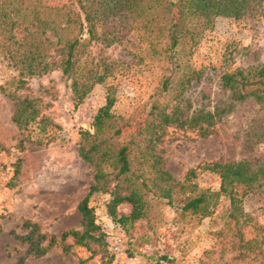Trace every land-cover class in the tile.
Here are the masks:
<instances>
[{
  "label": "trees",
  "instance_id": "16d2710c",
  "mask_svg": "<svg viewBox=\"0 0 264 264\" xmlns=\"http://www.w3.org/2000/svg\"><path fill=\"white\" fill-rule=\"evenodd\" d=\"M263 2L66 0L60 7H51L43 0H0V57L19 72L17 89L26 88L30 78L60 69L72 81L74 105L80 107L93 89L105 84L115 72V64L107 58L91 55L94 43L115 38L109 32L102 34L113 19L135 31L163 67L156 92L130 116L114 111L117 99L109 88L107 102L94 117L92 130L81 132L79 156L93 173L89 192L77 206L81 229L57 237L43 232L39 223L27 220L22 224L27 233L20 240L28 247V255L43 258L60 244L63 252L70 254L73 245L67 241L72 238L74 245L101 255L103 264H111L107 234L94 205L97 198L108 197L104 200L106 215L127 232L143 223L154 230L162 221L164 206L174 208L182 221L200 222L216 210L213 194H195L198 172L210 171L220 176L218 196L229 198L230 207L226 221L215 233V245L205 251L200 264H264V225L254 222L243 210L240 198L253 190L264 194V162L254 165L243 159L206 163L189 170L179 181L168 169L163 147L169 135L178 133L209 138L228 115L230 108L224 104L214 110L193 108L186 93L205 76L204 70L193 66L191 58L218 18L263 17ZM219 82L231 100H252L264 111L263 65L225 71ZM0 90L15 103L12 121L19 130L36 125L40 134H47L50 128L59 127L44 114L42 98L22 97L2 87ZM256 122L247 142L251 151L264 142V126L259 125L263 123ZM44 139L38 138L37 143L42 144ZM122 205L130 207L128 214L119 213ZM247 226L253 227L252 237L246 236ZM26 262L23 257L16 264Z\"/></svg>",
  "mask_w": 264,
  "mask_h": 264
},
{
  "label": "rangeland",
  "instance_id": "374dc122",
  "mask_svg": "<svg viewBox=\"0 0 264 264\" xmlns=\"http://www.w3.org/2000/svg\"><path fill=\"white\" fill-rule=\"evenodd\" d=\"M43 1L51 7L66 2ZM108 32L115 38L94 43L91 55L95 59L107 58L115 64V72L105 84L97 85L78 108L73 101L72 81L60 69L30 78L26 88L17 89L19 72L0 57V87L22 97L42 98L44 114L59 125L47 134H40L36 125L19 130L12 121L15 103L0 90V264H16L23 257L27 264H103L101 255L74 245L72 238L67 241L73 245L70 254H65L60 244L45 257L35 258L27 254L28 247L20 237L27 233L22 227L27 220L39 223L43 232L57 237L65 231L81 229L82 217L77 206L93 183L91 168L79 156L81 132L92 130L94 117L107 102L109 88L117 99L114 111L126 116L146 103L158 88L162 64L152 58L137 33L119 19L108 22L102 34ZM191 61L196 69L204 70L205 76L186 93L193 108L214 110L224 104L230 111L209 138L169 135L163 145L169 171L182 181L189 170L206 163L243 159L254 165L264 162V142L257 144L254 151L247 147L256 121L264 126V111L252 100H231L230 93L219 82L225 71L264 66V16L218 18ZM44 137L43 143L38 144L37 139ZM195 183V194L214 195L215 213L200 222L182 221L174 208L164 206L162 221L154 230L143 223L127 232L106 215L104 200L108 197L97 198L94 205L107 234L108 252L113 256L111 264H200L205 251L216 243L215 233L227 219L230 200L218 196L219 175L199 171ZM240 198L243 210L254 222L264 225V194L253 190ZM118 211L128 214L130 207L122 205ZM245 233L252 237L253 227L247 226Z\"/></svg>",
  "mask_w": 264,
  "mask_h": 264
}]
</instances>
